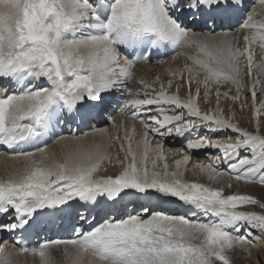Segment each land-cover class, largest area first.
I'll return each mask as SVG.
<instances>
[{"label":"snow or ice","instance_id":"obj_1","mask_svg":"<svg viewBox=\"0 0 264 264\" xmlns=\"http://www.w3.org/2000/svg\"><path fill=\"white\" fill-rule=\"evenodd\" d=\"M257 15L247 0H0V157L19 165L0 178L7 221L0 232L15 245L0 249V264L26 253L54 264L51 252L60 246L68 264H230V250L264 238V214L247 210H264V202L230 191L233 181L264 186V100L256 106L264 93V19ZM170 53L185 62L167 81L140 79V88H129L138 65L163 63ZM245 86L252 130L220 107L222 97L239 101ZM212 96L216 107L202 110ZM113 105L133 122L123 137ZM169 139L181 144L173 170ZM117 141L119 171L102 175ZM50 143L66 150L49 151ZM202 150L210 162H195L192 171L207 184L185 179ZM130 195L149 204L127 212ZM171 203L185 214L163 207ZM80 209L82 221L93 211L100 219L67 238H40L45 220Z\"/></svg>","mask_w":264,"mask_h":264},{"label":"bare ground","instance_id":"obj_2","mask_svg":"<svg viewBox=\"0 0 264 264\" xmlns=\"http://www.w3.org/2000/svg\"><path fill=\"white\" fill-rule=\"evenodd\" d=\"M247 3L249 4V11H252L253 9H255V11L258 13V15L256 16V19L261 20L264 19V10H262L260 8V5L258 3V0H247ZM181 52L185 51V50H180ZM187 51L189 52V54H194L192 49H187ZM175 55L174 53L170 54L169 56H167L166 58L162 59L164 62L163 63H157L156 61L150 63V64H142L137 66L134 69V73H135V77L133 80H131L129 82V88H132L133 90H136L138 88H140V85L137 83L138 80L140 79H144L146 81L151 82L153 79H155L156 77H159L162 81H167V79L170 78V72L173 70L178 69L179 67H181L184 64V57L183 55H177L175 59H172V56ZM258 62V60H257ZM245 80H247V77H245ZM193 90L195 89V84H193ZM222 92H230V94H235V88H228L227 86L221 88ZM170 92H175V86H173V88L170 90ZM187 90L184 88H181L180 90V96L184 97L186 95ZM248 93V97L245 98V94ZM259 93V92H258ZM203 93H201L202 95ZM264 93H259L258 96V100L260 99L261 95H263ZM246 100H250L252 102V97L250 95V89L245 86L243 93L241 94V98L239 101H237L236 103H233V101L228 98H221L220 100V107L222 109H225V115L227 116L229 114V110H234V108H232V106L238 107L240 106V104H245ZM122 102V101H121ZM217 101L215 99L214 96L210 97L207 103H200V107L202 110H206V109H214L216 107ZM113 108L115 109L114 111H112L111 115H112V119L116 122V124H121L123 123V127H121L119 129V133L121 135V137H123L124 135V131L125 128H127L128 130L131 129L133 122L131 120L125 119L124 116L122 115V113L120 112L119 108L116 107L115 105H113ZM251 108V107H250ZM235 111V110H234ZM237 116V114H236ZM244 117V119L242 118ZM246 116H241V120L237 121V123H239V125L241 127H243V124H246ZM96 127H103L105 126L104 123H100L97 125H94ZM108 127V131L110 133L115 134V132L117 131L111 124H107ZM135 127H136V132H137V136L135 137V139H140L139 133L142 131V127L139 124V122L135 123ZM83 132H90L91 129L89 128H84L82 130ZM63 134L68 135V129L64 128L63 129ZM77 135L81 134V131H77L76 133ZM165 155L167 157V163L170 166V170H173L175 165H174V161L176 159H180L181 158V153H179L177 150L181 148V144L179 140H166L165 142ZM118 145H119V141H117V143L115 145H113L112 147L109 148V152L112 155V163H106L105 167L107 168V173H101L103 174H107V175H114L119 171V164L116 162V157L117 155H119L121 158L123 157L124 153L123 152H119L118 151ZM71 147H74V145H70ZM66 148L63 145H57V144H49V151L52 152H56V153H60L62 151H65ZM4 149L2 148V150L0 152H3ZM211 155H215L214 150H212ZM199 161H203L204 163H208L210 162V160L205 158V154L204 151H200V152H194L192 154V160L190 161L189 165H188V169L189 171L186 173L185 175V179H194L198 182H209L206 178V176L200 175V174H193L192 171V164L195 162H199ZM15 165V166H19L16 164V162L8 160L5 161L3 157H0V178H5L7 175L8 170H10V168ZM150 166V164H149ZM159 170V168L157 169ZM124 202H128L130 203V207L126 210L127 212H133L130 211L129 209H134L136 211H139V205L143 204L146 202V204H149V201L147 200H139L137 201L135 196H127L125 197ZM123 202V203H124ZM155 202H153L154 204ZM163 207L169 211L171 214H176V215H183L185 214V210L183 207H178V205L176 203H171V204H167V205H163ZM81 210H85V209H80ZM82 213V212H81ZM190 215V214H189ZM0 222H7L5 221L4 217H0ZM87 230V229H85ZM0 249H3L5 251H11L14 249L15 245L12 242V238L11 235L9 233L6 232H0ZM61 248V246H60ZM51 256L52 259L54 261V264H68V261L65 259L64 254H63V248L62 250L59 249H52L51 252ZM11 261L12 264H40V258L39 256H33L31 253H26V254H20V255H13L11 256Z\"/></svg>","mask_w":264,"mask_h":264},{"label":"rangeland","instance_id":"obj_3","mask_svg":"<svg viewBox=\"0 0 264 264\" xmlns=\"http://www.w3.org/2000/svg\"><path fill=\"white\" fill-rule=\"evenodd\" d=\"M259 96V93H258ZM256 100V106L257 108L260 105L261 100H264V94L261 95L260 99ZM248 97V93L245 94V98ZM252 104L250 100L245 101V108L243 111H241L240 106L234 108L236 116V121H240L242 118L241 116H246V124H243V127L252 130L255 126L256 120L254 118V109L250 108L249 106ZM261 122V128H262V134H264V114L260 117ZM239 124V123H238ZM201 183H209V182H201ZM232 192H239L241 194H249L253 197L261 200V202H264V186L256 184V185H245L243 183L237 184L235 181H233V188L230 190ZM247 210L254 211L257 214H264V210L259 209L255 206H247ZM63 246L59 248V250H62ZM228 257L230 259V264H264V238L260 237L259 235H256L252 238V242L246 246H237L233 250H230L228 252Z\"/></svg>","mask_w":264,"mask_h":264}]
</instances>
